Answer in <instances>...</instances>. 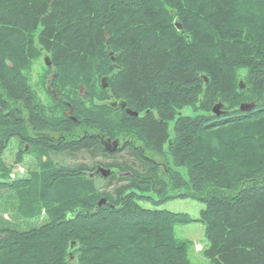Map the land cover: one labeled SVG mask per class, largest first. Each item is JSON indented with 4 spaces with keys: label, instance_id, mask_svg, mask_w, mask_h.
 Returning <instances> with one entry per match:
<instances>
[{
    "label": "trees",
    "instance_id": "obj_1",
    "mask_svg": "<svg viewBox=\"0 0 264 264\" xmlns=\"http://www.w3.org/2000/svg\"><path fill=\"white\" fill-rule=\"evenodd\" d=\"M42 53L76 122L45 117L32 92L26 71ZM119 100L137 117L110 105ZM216 104L225 115L212 114ZM23 113L33 130L71 135L62 147L40 138L30 148L129 160L48 163L10 181L2 153L31 138ZM121 136L148 159L130 144L110 154L99 141ZM97 166L122 183L112 194L89 179ZM1 191L23 219L45 222L0 229V264H192L176 228L195 220L155 207L174 199L205 205L196 221L209 264H264V0H0Z\"/></svg>",
    "mask_w": 264,
    "mask_h": 264
},
{
    "label": "rangeland",
    "instance_id": "obj_2",
    "mask_svg": "<svg viewBox=\"0 0 264 264\" xmlns=\"http://www.w3.org/2000/svg\"><path fill=\"white\" fill-rule=\"evenodd\" d=\"M43 55L44 54L42 53V55L38 59H34L31 62L26 71V75L30 81L32 92H34L37 102L41 106L45 117L49 119L60 118V108L46 94L45 91L47 77L51 75V71L49 73V69L44 66L45 64L43 60L45 57ZM239 82L242 83V81ZM105 84L107 87V80ZM61 89L63 93L68 91V88L63 89L61 87ZM83 89L79 91V97L85 94V90ZM94 104L100 103L94 101ZM85 105L86 107H88L87 103H85ZM182 113L188 115L193 114L192 111L188 108L182 110ZM82 131L83 130H81V132ZM87 132L89 133V131ZM24 146V144H19L18 140L12 139L10 143H8V146L6 147L4 152L2 153L3 163L6 168L10 170V181L28 178L33 173L40 174L43 170L42 166L48 163L55 164L56 167L84 166L90 168L95 163L108 164L111 161L123 163L129 160L125 152L116 154L115 157L112 159L106 157L93 158L86 153H77L74 156L69 157L61 153L53 155V153L44 150H41L40 152L37 149L30 147L29 149H27V147L25 149ZM21 150L27 151V153L20 155L21 158L20 160H18L16 156L19 155V152ZM132 167L136 170L138 168L137 165L134 164L132 165ZM93 179L95 188L98 190V192L102 193L104 192L112 194V190L122 184L117 180L102 179V177H97ZM17 206V201L14 199L13 196L11 197V195H8V193L5 191L0 192V229L11 228L23 231L31 229L33 227H38L45 222V216H41L40 218L32 220L23 219L17 212ZM146 206L149 208L153 207L150 204ZM155 207L158 208V210L163 209L170 211L171 213L186 214L192 220H195V222H192L188 225L177 227L176 237L178 238V240H182L188 244L189 259L192 264H209V261L203 256L201 252L203 249H207L209 244L206 239H204L203 227L201 226L202 224L200 222H197L199 219V212L205 208V205L193 199H174L158 203V205Z\"/></svg>",
    "mask_w": 264,
    "mask_h": 264
},
{
    "label": "flooded vegetation",
    "instance_id": "obj_3",
    "mask_svg": "<svg viewBox=\"0 0 264 264\" xmlns=\"http://www.w3.org/2000/svg\"><path fill=\"white\" fill-rule=\"evenodd\" d=\"M44 57H48L47 55H43ZM49 58V57H48ZM44 61V60H43ZM49 67L46 66L47 69H50L51 70V75H49L47 77V84L45 85L46 88H45V91H46V94L51 98L53 99L54 101H58L59 103H62V105L67 108L65 111H61V115L60 116H65L67 118H69L71 121L73 122H76V120H73L74 117H72V105L71 103H69V100L63 98L64 96L61 95L60 93H58L57 91H55V89L53 88V85H52V81L55 79L54 77L56 76V73L55 71L53 70V67H52V63L50 61V58H49ZM45 66V65H44ZM105 89V88H103ZM81 90V89H79ZM110 105H112V107L115 109V110H118V111H121V112H124V114L127 113V111L129 112V108L127 107L126 103L123 102V101H111L110 102ZM131 111V110H130ZM128 115V114H126ZM27 114L26 113H23L22 115V119L25 120V122L27 123V126H26V129L28 130L29 132V137L28 138V141H27V138L26 137H23V141H24V147L26 149H29L30 147V143L29 141H34L35 139H40V138H45L46 140H48L50 142V147H62L63 144H68L69 142H66L69 138H71V135L70 134H65V135H62V134H54V133H50V132H42V131H36V130H33V128H31L29 126V119L26 118ZM129 116V115H128ZM137 117V116H136ZM26 130V131H27ZM87 131L86 130H83L81 132L82 135H86ZM73 138L74 137H79L80 135H78L77 133H73ZM125 139V140H124ZM114 141H117L119 143L118 145V148H117V151L118 150H122L123 147H125L126 145L130 144L133 146V148H136L140 154L147 158L148 159V156L146 155V153H148L147 150L144 145H142L140 142H138L137 139H134L132 136H128V137H125V136H121L120 138L118 139H113ZM26 141V142H25ZM69 141V140H68ZM101 145L103 146L104 150L106 149L108 151L109 147L111 146V143L114 142H110V141H107V140H104V139H99ZM49 146V145H48ZM38 151L41 152V148L37 147L36 148ZM23 154H26L27 151H24L23 150ZM111 154V153H110Z\"/></svg>",
    "mask_w": 264,
    "mask_h": 264
},
{
    "label": "water",
    "instance_id": "obj_4",
    "mask_svg": "<svg viewBox=\"0 0 264 264\" xmlns=\"http://www.w3.org/2000/svg\"><path fill=\"white\" fill-rule=\"evenodd\" d=\"M174 25H175V27H176V29L178 31L181 30V26L177 22L174 21ZM109 52H110V55H112V52L110 50H109ZM111 60L113 61V57L111 58ZM48 61H49V58L48 57H45L44 58V64H45V66H48L49 67V62ZM206 81H207V79L205 78V82ZM105 82H106V78H103L101 80V87H102V89L106 87ZM238 83H239L240 89L244 91V89H245L244 84L242 85L241 82H238ZM253 107H254V105H252V104H241L238 109L241 112H249L250 110L253 109ZM221 108H223V106L221 104H219V105L216 104L213 107V109H211L212 110V114H214L216 117H221V116L225 115V112L223 110H221ZM126 114H128L129 116H133V117H136L137 116V113H134V112H132L130 110H129V112L127 111ZM73 120H75V119H73ZM118 145H119V143L117 141L112 142L111 143V146L109 147V149H108L107 152L112 153V152L116 151L117 148H118ZM95 174H99L102 177V179H106V177H109L110 176L111 170L110 169H107L106 167L104 168L102 166H97L95 173L89 175V179L94 178V175ZM104 204H106V200L105 199H101L96 205L98 207H100L101 205H104ZM111 208H112V206H111Z\"/></svg>",
    "mask_w": 264,
    "mask_h": 264
}]
</instances>
